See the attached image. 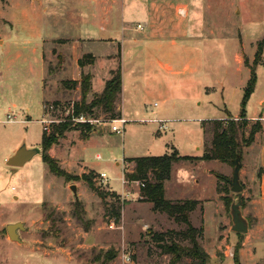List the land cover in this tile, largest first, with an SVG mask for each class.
Listing matches in <instances>:
<instances>
[{
	"label": "rangeland",
	"instance_id": "374dc122",
	"mask_svg": "<svg viewBox=\"0 0 264 264\" xmlns=\"http://www.w3.org/2000/svg\"><path fill=\"white\" fill-rule=\"evenodd\" d=\"M12 6L18 9L27 6V1L13 0ZM6 8L0 1V10ZM144 19L140 15L131 16L127 22L135 25L139 20L144 22ZM188 21L190 37L187 40L190 42H185L187 45L184 47L157 49L158 59L150 55L142 64L134 62L132 51H127L126 56H117V68L121 66L122 69L124 65L125 71L124 85L122 81L116 107L121 111L118 104L123 103L125 116L132 119L125 125L124 137L111 130V123H96L94 128L101 130L100 136L105 144H100L102 157L95 158L93 155L91 161L98 163L96 168L99 172H106L107 179L101 180L99 174L93 172L90 175L96 186L109 194L107 201L122 204V217L118 223L110 217L109 206L106 207L104 202L102 206L101 201L87 210L86 203L80 200L82 209L77 211L75 202L79 194L74 193L71 185L78 187L79 184L82 197H85L86 191L93 195L88 186H84V180L78 178L81 175L72 173L77 178L70 180L58 176L50 171L41 155H36L22 166L7 163L16 151L10 150L18 141L17 148L23 142L29 147L40 146L38 143H41L44 131L42 123L36 120L42 118L43 107L47 118L57 119V123L66 122L72 120V111L82 99L80 85L71 84V80L62 81L57 78L56 72L51 73L59 66V61L74 56L67 48L69 44L57 40L51 45L46 57L50 72L44 80L45 99L39 83L34 78L29 83L32 88L27 94V108L31 109L29 116L34 122L0 124V127L16 126L13 132L8 128L6 137L0 135V264L190 263L188 258L172 263L171 255L162 250L163 242L153 236L155 232L172 229L180 234H170L165 240L176 239L188 245L189 239L184 235L187 224L165 211L157 215L152 212L150 203L141 199V182L122 179L124 173L135 170L134 162L122 161V164L117 165L116 161L121 160L123 147L129 156L171 154L174 150L179 155L202 156L209 150L215 130L213 119L240 115L242 100L251 79L250 67L254 63L258 42L264 36V0H191ZM12 28L9 23L0 20V36L5 37L6 42L10 41V36L32 40V44L36 42L33 36L17 26ZM33 34L44 36L46 32ZM51 34L66 33L55 30ZM39 37L38 41L41 39ZM144 53L147 54V50ZM84 59L87 57L84 56ZM167 59L174 62L173 68L180 71L179 74L171 75L159 65V60ZM187 65L189 68L184 70ZM255 71L257 81L245 106L246 112L250 114L260 108L259 103L264 99V51ZM143 73L147 75V82L154 91L148 97L147 111L139 112L135 102L141 90L135 85L134 79ZM0 93H4L3 89ZM24 96L21 93L13 95L6 90L4 100L8 104L0 112V119H7L8 105L14 102L18 105L15 108L17 118H21L26 110ZM94 96L95 93L88 92L86 101H92ZM155 102H158L157 106ZM261 105L264 106V102ZM117 109L114 114L102 108H93L92 113H85L106 120L116 115ZM154 109L156 114L153 113ZM151 116L166 120L167 128L160 130L158 123L146 121ZM256 121L258 119L248 120L246 136ZM246 148L243 146L244 154ZM173 164L174 175L182 180L178 184L175 180L169 183L168 196L172 199L168 200L180 204L197 201L188 214L189 219L197 211L195 215L200 220L199 197L206 198L212 192L210 172L224 177L219 179L217 176L220 187L227 189L225 193L228 198L236 199V193L226 180L232 177L233 165L218 159L202 158ZM87 198L92 200L91 196ZM19 221L25 223V229H20L22 241H14L6 236L7 225ZM211 238L212 235L208 239L209 246L215 244ZM223 250L225 247L217 249L218 258L215 261L210 258L208 264H236L234 257H224ZM125 255H130L133 262H126Z\"/></svg>",
	"mask_w": 264,
	"mask_h": 264
},
{
	"label": "crops",
	"instance_id": "0c3cea01",
	"mask_svg": "<svg viewBox=\"0 0 264 264\" xmlns=\"http://www.w3.org/2000/svg\"><path fill=\"white\" fill-rule=\"evenodd\" d=\"M0 1L4 7H7L4 11L0 10V20L9 23L13 27L11 30L17 26L18 29L27 32L36 39V42L32 44V40L10 36V41L6 42L5 37L0 36V91L3 89L4 92L3 94L0 93V112L5 110L8 104L4 100L6 90L13 95L19 93L26 95L23 99L26 110L22 117L17 118L18 112L15 111V108L17 109L18 105L14 102L12 105H8L7 115L13 114L15 120L8 121L7 117L5 120L0 119V124L2 122L14 124L17 121L34 122V119L29 116L31 109L27 108V94L32 88L29 83L34 78L39 83L45 99L44 80L50 72L46 57L50 53L51 45L55 44L57 40H64L65 45L69 44L67 48L72 51L74 56H69L62 62L59 61V66L51 73L56 72L57 78L62 81H78V87L82 74L90 73L91 91L95 94L103 91L106 81L112 77V72L117 69L118 55L125 54L126 56L127 51H132L134 62L142 64L150 58V55L157 60L159 53L157 49L184 47L187 45L185 42H190L187 38L190 37L188 13L191 0H23L27 1V6L18 9H13V6L10 7L13 0ZM137 15L145 18L144 22L139 20L135 25L127 22L131 16ZM119 18L121 24L118 23ZM138 24H141L142 28H139ZM55 30L66 34H51V31ZM41 32H46V35L39 34L41 39L38 41L37 39L40 37L33 33ZM119 32L121 33L120 40H118ZM145 50H147L148 55L144 53ZM56 56L59 55L56 54ZM84 56L87 59H84V63L81 65L79 61ZM130 58L131 55L128 59ZM159 65L171 75L180 73L173 68L174 62L170 59L159 60ZM186 68L188 69L189 65L184 66V70ZM124 71L125 68L122 65V81L124 80ZM156 76L161 77V75ZM147 78V75L143 73L134 79L135 85L141 90L139 98L135 102L139 112L147 111L148 97L154 91L152 85L147 82ZM117 99L115 109H117ZM262 102L264 99L260 101V108L255 113L247 112V118L260 120L262 128L256 133L254 141L247 146L245 154L243 153L240 170L244 201L242 212L249 221L248 232L237 233L232 231L231 215L224 200L227 195L224 190L219 189L221 184L218 183L217 175L210 171L212 192L206 198L199 197L198 213L200 220L197 219V214L195 215L197 211L193 212L190 217L191 223L195 227L202 228L199 242L214 261L218 258L217 249L222 250L225 247L223 250L224 257H233L235 246L240 243V264H264V106L261 105ZM154 105L157 106L158 102H155ZM118 108L128 121L132 119L125 116L123 103L118 104ZM153 113L156 114L155 109ZM153 118L162 120L157 116H151L146 121L158 123L159 128V122L152 120ZM40 120L41 118L36 121ZM8 128L13 132L16 126L12 128L0 127V135L6 137L9 134ZM100 132L101 130H93L87 137H83L81 130L69 129L48 152L58 160L63 169L71 174L83 175L90 172L100 174L104 171L99 172L96 168L98 163L91 161L93 155L95 158L102 157L99 151L102 147L100 144L103 143L104 145L105 141L101 138ZM124 135L125 133L122 137ZM19 143L18 141L10 151L14 152ZM126 152L123 147L122 158L120 161H116L117 165L122 164V161L125 162L126 158L138 157L129 156ZM173 168L172 177L165 183V197L167 199H172L171 196H168L169 183L175 180V183L178 184L182 180L181 177L174 175ZM122 179H124L123 176ZM84 183L86 184L84 186H88L85 180ZM88 188L93 195L86 191L85 197H82L79 184L77 187L79 200L86 203V209L93 208L100 201L103 206L101 197L89 186ZM88 196H91V201L88 200ZM144 202L150 203L152 212L156 215L160 213L153 208L152 202ZM210 235H212L211 239L215 240V244L211 246H209L208 240ZM6 236L10 238L7 232Z\"/></svg>",
	"mask_w": 264,
	"mask_h": 264
},
{
	"label": "trees",
	"instance_id": "16d2710c",
	"mask_svg": "<svg viewBox=\"0 0 264 264\" xmlns=\"http://www.w3.org/2000/svg\"><path fill=\"white\" fill-rule=\"evenodd\" d=\"M264 51V36L258 42V48L255 54L254 63L251 68V79L249 85L245 91L244 98L242 100V109L238 117L229 116L227 119H213L215 124V130L213 135L212 146L206 151L202 156H189V155H179L176 150L171 154H161V155H144L134 158H126L125 161L134 162L135 170L131 173H124V178L126 181L138 180L141 182V199L144 201H150L153 203V208L158 211H165L170 216L175 219L184 221L188 229L184 233L189 239L188 245H183L180 241L176 239H171L166 241L165 238L170 234L179 235L178 231L167 230L165 232H155L153 236L158 238L159 241H162L161 245L163 252L169 253L171 255V262L177 263L184 258L190 260L189 264H208L210 260L209 253L205 248L200 244L198 236L202 234L201 227H195L188 214L196 206L194 202H179L171 201L165 198V181L171 177L172 166L174 162L181 160H194L197 158L202 159H218L223 162H226L231 165H235V159L238 154L243 153V146L250 145L256 136V133L259 132L262 128L261 122L258 120L250 129L248 136L245 135V127L247 126L248 118L245 106L250 94L253 92L256 81V66L260 62L261 56ZM82 65L84 63V58L80 61ZM67 82V81H66ZM71 84L77 85L78 81L71 80ZM81 90L83 92L82 99L80 103H76L75 112H93V108H102L112 114L116 112L115 110V101L118 97V94L122 91V69L119 66L112 72V77L106 81V85L101 93H96L92 101H86V95L92 89L91 84V74L83 73L80 81ZM121 114V111L117 109V114L113 115L112 118ZM69 129H79L83 137H87L94 129L92 125L89 124H80L74 123L71 121L60 122L55 124L52 127V130L47 133L44 131L42 135L41 146L44 149V155L42 156L43 160L49 165L50 171L58 176H63L66 179H75L71 173L67 172L61 167L58 160L50 155L48 152L49 149L56 143L59 142V139L64 135V133ZM89 174H83L78 178H81L86 181L88 186L94 190L103 200L104 205L110 208L109 213L110 217L114 218L115 222H120L122 217V204L120 202L113 201L110 203L107 201V196L109 195L106 191L100 189L96 186L94 179ZM219 179H224L221 175H217ZM232 179V177H231ZM231 179H227L230 184ZM220 190H227L223 187H220ZM231 189V185H230ZM225 205L229 211L230 205L233 201V198L224 197ZM244 203V201H243ZM75 207L77 211H80L82 208V203L79 199L75 202ZM80 215V213H78ZM172 238V237H171ZM241 244L238 243L235 246L233 257L236 264H240L239 261V248Z\"/></svg>",
	"mask_w": 264,
	"mask_h": 264
},
{
	"label": "water",
	"instance_id": "95a60500",
	"mask_svg": "<svg viewBox=\"0 0 264 264\" xmlns=\"http://www.w3.org/2000/svg\"><path fill=\"white\" fill-rule=\"evenodd\" d=\"M93 130L99 131L97 128ZM36 155H44V149L40 146L29 147L23 142L16 151L8 158L7 163L14 166H22L28 161L32 160ZM242 155L238 154L235 159L234 170L230 182L231 190L236 193V199H233L229 213L232 219L231 229L237 233H247L249 230V221L243 215V185L240 181ZM71 189L77 194L76 185H71ZM20 229H25V223L22 221L9 223L7 225V233L11 240L22 241L20 237Z\"/></svg>",
	"mask_w": 264,
	"mask_h": 264
},
{
	"label": "built area",
	"instance_id": "2783aa9c",
	"mask_svg": "<svg viewBox=\"0 0 264 264\" xmlns=\"http://www.w3.org/2000/svg\"><path fill=\"white\" fill-rule=\"evenodd\" d=\"M138 27L142 28V25L138 24ZM44 113H45V110H44ZM7 116H8V121L15 120L13 114L9 113ZM68 120L71 122H74V123L89 124V125H92L93 127H95V125H97L96 123H98L99 125L111 123V130L117 134H120V135H123L125 133V125L128 122V119H126L122 114L117 116V117H114V118L110 117V118H107L106 120H101L98 117L93 116V115H88L85 112L76 113L75 110L72 111V120H70V119H68ZM152 120L159 122V129L160 130L166 128V120H159V119H154V118ZM40 122L42 123L43 131L49 133L52 130V127L55 124H57L58 120L52 119V118H47L46 116H43V118H41ZM61 122H63V121H61ZM99 176H100L101 180L106 181V179H107L106 172H101L99 174ZM123 180H125V178ZM125 260H126V262H129V263L133 262L132 257L130 255H125ZM131 264H133V263H131Z\"/></svg>",
	"mask_w": 264,
	"mask_h": 264
}]
</instances>
